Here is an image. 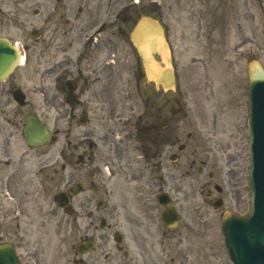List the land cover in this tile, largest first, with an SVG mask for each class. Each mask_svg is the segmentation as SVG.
<instances>
[{
    "label": "flooded vegetation",
    "instance_id": "obj_1",
    "mask_svg": "<svg viewBox=\"0 0 264 264\" xmlns=\"http://www.w3.org/2000/svg\"><path fill=\"white\" fill-rule=\"evenodd\" d=\"M232 2V13L237 10L245 18L253 3L264 12V0ZM142 17L161 25L169 45L215 44V0H0L2 29L28 31L17 43L23 53L31 51L36 40L38 93L46 103L52 93L54 105L70 112L67 127L80 126L64 131L59 128L61 119L56 120L52 135L57 141L64 135V144L49 168L50 157L42 152L9 150L8 128L19 123L6 121V128L0 122V245L13 252L17 264H202L203 219L196 214L201 205L181 214L174 229L167 228L161 222L157 191H182L172 203L180 213L186 189L210 198L216 155L228 146L215 141L211 171L208 157H197L195 136L187 134L184 140L172 133L180 104L169 95L158 105L149 103L146 125L122 117L118 93L120 100H128V95L106 85L109 77L122 73V59L128 76L142 77L130 38ZM125 47L130 53L121 57L118 48ZM53 76L54 87L49 85ZM96 84L103 87L95 88ZM108 90L113 96L106 97ZM123 119L132 127L120 139L112 127ZM175 146L181 153L191 148L184 175L195 171L208 180L184 184L173 176L172 158L182 159L171 153ZM71 186L81 191L67 193ZM56 194H62L59 202ZM108 206L119 207L118 214H106ZM89 207L95 209L76 214ZM86 243L93 245L91 251H83Z\"/></svg>",
    "mask_w": 264,
    "mask_h": 264
},
{
    "label": "rangeland",
    "instance_id": "obj_2",
    "mask_svg": "<svg viewBox=\"0 0 264 264\" xmlns=\"http://www.w3.org/2000/svg\"><path fill=\"white\" fill-rule=\"evenodd\" d=\"M232 1L215 0V14H221V22L224 23L218 32L215 25V45H209L208 47L171 45L177 82L175 91L171 92L172 94L166 93L165 95L166 98L170 96L181 104L182 112L178 114L177 120L175 119V122L172 123L173 132L179 133L182 138L188 133L194 135L200 146L197 150V157L204 160L209 155L208 159L213 164L210 169H215V141L220 143L221 146H228L226 151L217 155L219 167L215 169L216 179L214 183L222 188L220 194L217 195L211 190L210 198L206 199L205 193L200 195L198 191L184 187L186 189L184 197L187 200L182 202V214H189L188 209L201 205L198 207L196 214L203 219L202 264H231L224 250L220 230L221 215L225 211L239 215L246 214L250 198L248 187L249 164L246 150L248 136L246 123L244 124L248 110L247 66L254 60L259 61L264 66V39L261 38L262 33H264V14L261 10L259 11L260 8H255V5L259 3L252 5L253 16L251 14L245 18L239 12L232 14L229 10ZM216 23L217 20H215ZM246 23L249 27L245 26ZM0 35L7 36L9 39L13 38L17 42H23L28 36V31L3 30L0 26ZM243 38H248L258 45L243 46L241 41ZM29 43L32 44L31 41ZM33 44H35L34 48L25 54L23 65L18 67L8 80L0 85V122L6 128L9 126L6 121L19 123L17 128H8L11 129L12 134L9 141V150L42 152L44 156L50 157L46 161L50 168L57 152L61 149V145L64 144V135L60 136L58 144H46L41 148L30 150L22 139L21 123L25 122L26 115L31 114L39 117L51 132L54 131L57 119H61L59 128L64 131L71 127L78 129L80 126L67 127L66 120L72 118L70 112L68 111L69 116L67 117L65 116L67 111L64 107L59 108L54 105L56 101L52 100V93L48 95L49 101L47 103L43 100V96L38 93L41 79L36 65V40H33ZM77 47L75 46L71 53H75ZM125 51L130 53V48H118V54L121 57ZM198 56L206 61L204 68L199 63H193L192 60ZM214 61L218 62L215 63ZM122 63V73L119 72L114 77H109L106 86L109 90L111 87H117L116 91L127 93L129 99L126 100V103L125 100L119 99V93L117 97L120 106L124 108L121 111L123 118L131 117L132 124L134 122H139L140 125L147 124L149 103L158 105L162 102L164 96L161 94L160 89L156 90L154 85L147 82L145 78L124 76L127 74L128 69L123 59ZM49 85L54 87V76L52 79L50 78ZM14 87L19 88L26 95L27 101L24 107L17 106L12 100L10 90ZM99 87L103 86L96 84L95 88ZM126 88L137 90L126 92L124 90ZM109 90L106 97L113 96L109 94ZM128 105L132 108H129ZM129 112L132 113V116L128 115ZM75 113L78 114V112ZM215 113L219 118V126H216L217 121L215 123ZM184 115H186L185 124L181 120ZM132 124L126 128L115 125L114 128L112 127V131L116 136H120V133L125 135L124 131L131 129ZM189 152H191V148H186L183 153L179 152L176 146L172 148L171 153L182 155V159L179 162L175 160L170 164L171 172L184 184L193 183L197 180L199 183H203L208 180L205 174L200 176L195 171H191L189 176L184 175V170L188 167L184 168L183 166ZM54 191L48 192L47 196ZM175 194L171 192L173 198L180 199L182 197V191ZM215 197H219L223 201V205L219 208L214 207L212 204ZM90 209H94V207L85 208L83 212L76 210V214H87ZM104 209H106L104 212L109 216H116L119 212V208L114 206L104 207ZM183 210H186V213ZM189 235L187 238H190Z\"/></svg>",
    "mask_w": 264,
    "mask_h": 264
},
{
    "label": "water",
    "instance_id": "obj_3",
    "mask_svg": "<svg viewBox=\"0 0 264 264\" xmlns=\"http://www.w3.org/2000/svg\"><path fill=\"white\" fill-rule=\"evenodd\" d=\"M151 26L154 41L151 45H137V49L148 80L169 89L174 84L173 71L169 67L165 70L161 68L152 56L154 52L159 54L169 65V52L158 25ZM18 60V50L0 38V81L13 71ZM249 89L252 165L250 214L246 219L234 218L227 214L222 221L226 249L234 264H264V70L257 63L249 68ZM15 98L20 101V98ZM23 134L27 143L34 146L45 142L49 135L45 127L33 118L28 119ZM8 258L7 253L0 250V264H8Z\"/></svg>",
    "mask_w": 264,
    "mask_h": 264
},
{
    "label": "bare ground",
    "instance_id": "obj_4",
    "mask_svg": "<svg viewBox=\"0 0 264 264\" xmlns=\"http://www.w3.org/2000/svg\"><path fill=\"white\" fill-rule=\"evenodd\" d=\"M23 61V59H21Z\"/></svg>",
    "mask_w": 264,
    "mask_h": 264
}]
</instances>
